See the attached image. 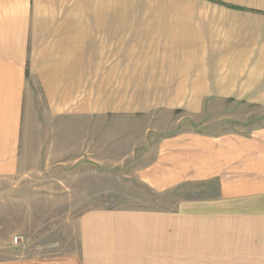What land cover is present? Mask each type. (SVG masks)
Segmentation results:
<instances>
[{
  "label": "crops",
  "instance_id": "obj_1",
  "mask_svg": "<svg viewBox=\"0 0 264 264\" xmlns=\"http://www.w3.org/2000/svg\"><path fill=\"white\" fill-rule=\"evenodd\" d=\"M145 1L0 0V179L17 175L24 123L34 117L52 133L77 123L79 156L67 151L54 163L96 174L104 116L209 98L264 113V0H160L166 6L155 11ZM150 155L135 172L152 191L206 183L212 193L174 211H84L77 252L0 264H178L182 228L190 264H264V123L176 131Z\"/></svg>",
  "mask_w": 264,
  "mask_h": 264
},
{
  "label": "rangeland",
  "instance_id": "obj_2",
  "mask_svg": "<svg viewBox=\"0 0 264 264\" xmlns=\"http://www.w3.org/2000/svg\"><path fill=\"white\" fill-rule=\"evenodd\" d=\"M145 2L151 3V11L163 4L160 0ZM197 103L178 102L173 108L104 116L97 135L102 165H97L96 174L93 166L89 172V166L80 162L54 163L63 160L67 151L72 161L79 156L77 123H72L68 132L52 133L47 132V119L28 118L21 135L18 173L0 179V261L77 252V219L90 209L174 211L177 203L179 206L212 193L213 185L206 183H186L157 193L138 181L135 172L152 158L156 141L167 134L188 130L214 135L248 132L264 123L263 111L245 102L209 98ZM63 141H67L64 148ZM183 230L185 241L178 245V264H190V230Z\"/></svg>",
  "mask_w": 264,
  "mask_h": 264
},
{
  "label": "built area",
  "instance_id": "obj_3",
  "mask_svg": "<svg viewBox=\"0 0 264 264\" xmlns=\"http://www.w3.org/2000/svg\"><path fill=\"white\" fill-rule=\"evenodd\" d=\"M14 241L17 242V241H18V237H15V238H14Z\"/></svg>",
  "mask_w": 264,
  "mask_h": 264
}]
</instances>
